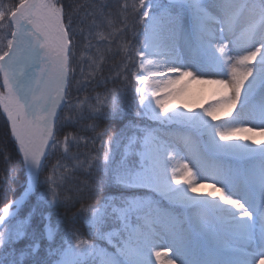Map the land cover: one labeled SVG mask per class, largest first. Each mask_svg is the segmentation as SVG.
I'll list each match as a JSON object with an SVG mask.
<instances>
[{"label":"snow or ice","instance_id":"6c2138e0","mask_svg":"<svg viewBox=\"0 0 264 264\" xmlns=\"http://www.w3.org/2000/svg\"><path fill=\"white\" fill-rule=\"evenodd\" d=\"M213 75L215 104L173 110L176 85ZM73 81L106 91L73 104ZM0 113L27 176L0 208V264H264V140L241 135L264 130V0H0ZM117 116L109 136L98 122ZM84 121L91 138L65 132ZM57 150L69 163L41 180ZM80 173L78 191L104 194L76 214L93 240L54 219L81 203L61 199ZM202 182L212 191L194 195Z\"/></svg>","mask_w":264,"mask_h":264},{"label":"trees","instance_id":"16d2710c","mask_svg":"<svg viewBox=\"0 0 264 264\" xmlns=\"http://www.w3.org/2000/svg\"><path fill=\"white\" fill-rule=\"evenodd\" d=\"M123 0H121L122 2ZM4 3H13L14 0H3ZM65 3L71 2L74 7L77 5H84V4H90L93 2V0H64ZM112 3L115 5L116 0H112ZM85 11H88V9H85ZM84 13L81 12V16H83ZM90 19L88 23H90ZM87 30V29H85ZM81 51H85L83 49L82 43L78 46L76 49V57L74 60V67L76 68V77L77 80H81V73H80V64H81ZM119 62V58L117 60L113 61L111 59L107 60L103 65V71L96 73L97 80L103 82L104 78L106 77H114L115 72L113 69L115 68L116 64ZM84 65L87 63V57L85 56ZM79 87V85L76 83V81H73V89H72V102L75 104V102L79 100H83L85 97L93 98L98 93L103 94L106 91L105 87L96 88L95 81L89 86L86 90L81 91L77 93L76 89ZM113 87H124L123 84L117 83L113 85L112 83H108L107 88H113ZM91 91V92H90ZM135 96V92L132 89L128 90V96L127 99L122 101V103L127 106L132 101V97ZM68 109H65V112H67ZM135 118L134 115L132 117ZM123 120V122H122ZM91 123V121H84L80 124H77L75 126H71L67 129H65V132L72 131L77 135L81 136H87L91 138L94 134L86 131L87 125ZM100 129H107L108 135L111 136L115 132H119L120 129L123 127L124 123H127V119H123L122 117H115L109 120H104L102 122H98ZM64 133H61L59 136V139H63ZM107 139V137H105ZM90 151H95L92 148V145L89 144L87 148H85L83 145L79 149L74 148L73 152H79L82 155H86ZM5 156H10L11 160L6 161ZM57 160H60L61 163H69V161H65L63 159V153L60 150H57L55 155L51 156L47 162V168L42 173L40 179L44 180L45 177L48 175L49 170L52 168L53 165L57 163ZM98 175L94 172L93 176L90 179H98ZM88 183V179H86L85 173H80L76 182L67 185L64 189L61 190L62 201L65 197H73L75 199H80L81 203H75V206H72V202L69 201L67 205L62 204L57 212L54 213V219L60 218L64 221L65 225L67 227H73L72 222L75 221V228L80 232L81 235L85 237V239L93 240V237H90L88 235V229L87 226L84 224L83 219H77L76 214L78 213V210L81 207V204L87 205V204H95L97 201L101 199V197L104 195L103 193H95L92 195V198L89 199V193L87 191H78V189L84 188V186ZM25 186V171L23 169V163L19 155L14 150V144L13 141L10 138V135L8 134V130L6 128V119L2 116L0 113V208H2L4 205H6L8 202L17 199L23 192V187ZM46 189V186H45ZM71 189V191H69ZM82 198V199H81ZM34 199V198H33Z\"/></svg>","mask_w":264,"mask_h":264},{"label":"rangeland","instance_id":"374dc122","mask_svg":"<svg viewBox=\"0 0 264 264\" xmlns=\"http://www.w3.org/2000/svg\"><path fill=\"white\" fill-rule=\"evenodd\" d=\"M128 3L131 4L132 0H128ZM84 69H85L84 75L87 76L90 70L88 67V63L84 65ZM204 77H207V76H204ZM204 77H200L198 79H192V80L185 78L184 80L181 81L179 86L178 85L175 86L177 88L182 87L183 91L180 92L179 95H177L176 97L170 100V103L173 106V110H175V108H180L182 111H185V112H188L189 110L199 111L203 107H208V105L210 104H215L216 101L220 99V96L218 95V93L221 90L219 89V87L216 85L204 82V81H207V80H203ZM211 77L213 79L220 78L215 75ZM227 94H230V92ZM233 115H235V111L233 112ZM218 117H219L218 120L214 121L213 123H222L224 120L231 119V117L226 116L223 113H218ZM256 123H258V121ZM243 126L247 128H252V123L249 122V123L244 124ZM262 131L264 130L260 128H253L251 132L241 133V135L252 136L257 141H260L261 139L259 138L262 135L261 134ZM248 142L250 143V141ZM253 146L255 147L256 145H253ZM205 186H209V184L207 182H202L199 184L197 188L200 189L202 187L204 188ZM211 191H212L211 187H208L206 192H202L197 189V193H195L194 195L207 196V194ZM209 198L215 199L216 197H209ZM168 254L171 255V252L169 251ZM153 260L155 264L154 257H153Z\"/></svg>","mask_w":264,"mask_h":264},{"label":"bare ground","instance_id":"6f19581e","mask_svg":"<svg viewBox=\"0 0 264 264\" xmlns=\"http://www.w3.org/2000/svg\"><path fill=\"white\" fill-rule=\"evenodd\" d=\"M210 79H213L211 76H207V77H204L203 78V80H210ZM180 85V84H179ZM178 85V86H179ZM259 139H261V140H264V135H261L260 136V138ZM209 186H205L204 188L202 187V188H197L199 191H202V192H206L207 191V188H208Z\"/></svg>","mask_w":264,"mask_h":264}]
</instances>
